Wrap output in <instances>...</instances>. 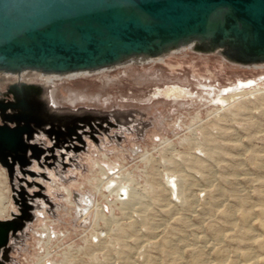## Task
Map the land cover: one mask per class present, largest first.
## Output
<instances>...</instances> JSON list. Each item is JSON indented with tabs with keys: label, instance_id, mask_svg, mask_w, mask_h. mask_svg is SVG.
<instances>
[{
	"label": "rangeland",
	"instance_id": "obj_1",
	"mask_svg": "<svg viewBox=\"0 0 264 264\" xmlns=\"http://www.w3.org/2000/svg\"><path fill=\"white\" fill-rule=\"evenodd\" d=\"M249 64L220 50L172 48L162 61L128 63L90 76L54 83L31 76L24 81L39 90L35 105L18 103L11 91L17 80L1 75L0 101L18 104L6 112L25 114L21 124L26 119L34 129L23 139L38 146L8 159L9 166L0 164V194L8 208L0 220L29 208L32 215L9 240L3 264H194L195 259L219 264L213 252L194 256L201 243L191 234L212 236L208 222L220 216L193 208L219 184L226 162H235L231 178L238 185L221 202L258 197L257 183L249 180L261 177L257 164H263L264 62H256L263 66L257 68ZM249 82L253 85L235 95L240 91L232 88ZM170 87L187 94H162ZM227 89L232 91L224 95ZM226 96L233 97L220 101ZM15 121L7 122L15 127ZM48 147L55 152L50 163L44 158ZM246 177L249 183L241 180ZM185 196L197 203L186 206ZM234 237L220 246L226 255L234 250ZM170 239L173 249L165 243Z\"/></svg>",
	"mask_w": 264,
	"mask_h": 264
},
{
	"label": "water",
	"instance_id": "obj_2",
	"mask_svg": "<svg viewBox=\"0 0 264 264\" xmlns=\"http://www.w3.org/2000/svg\"><path fill=\"white\" fill-rule=\"evenodd\" d=\"M192 39L237 62H264V0H0V70L103 68ZM17 106L0 101L2 120L17 123L0 129L1 142H20L34 129L21 124L25 114L6 112ZM18 228L16 218L0 221V247Z\"/></svg>",
	"mask_w": 264,
	"mask_h": 264
},
{
	"label": "bare ground",
	"instance_id": "obj_3",
	"mask_svg": "<svg viewBox=\"0 0 264 264\" xmlns=\"http://www.w3.org/2000/svg\"><path fill=\"white\" fill-rule=\"evenodd\" d=\"M192 46H196L199 48H207L208 43L203 42L201 39H192L188 42L181 43L175 49L183 48V47L191 48ZM169 55H170V49L159 54V55H156V56H150V55H144V54L133 55V56H130L128 58L123 59L122 61H120L116 64H113V65H110L107 67H103V68L86 69V70L70 71V72H63V73L45 72L43 70H35V69H23L20 71L0 70V76L2 75L5 77H11V78L16 79L18 83L13 86V90L16 93L17 97H19V98L22 97V98H24L25 102H31L33 105H35L34 103H36V101L34 100L35 99L34 94H37L39 90H38V88L36 89L33 86L27 85L24 81V80L30 78L31 76L37 77L40 81H44L47 83H54L57 81H61L63 79H74L77 77L90 76L92 74H98V73L103 72L106 69L114 68L116 66H120V65H124V64H128V63L144 64V63H149V62L153 63L156 61H162L164 58L168 57ZM249 66H252V68L263 67L262 65H259L256 63H251V64H249ZM240 85H241V87H235L232 89L239 90V88H243V87L245 88V87H248V86L253 85V84H251V82H249L247 84L239 83V86ZM231 91H232L231 89L229 91H228V89L225 90L224 92H226V94H224V95H227ZM245 92H247V91H245ZM254 92H261V90L260 89L253 90V92H251V93L254 94ZM243 93H244V91H240L239 93H235V95L243 94ZM162 94H164L166 96H174V98H175V96H181V95L187 94V91H185V89L178 88V87H170V88L163 90ZM259 94H257V95L259 96ZM231 97H233V96L223 97L220 99V101L224 102ZM261 97H262V95L257 97V98H259L260 100H263L264 98L262 97L263 98L262 99ZM237 105H239V104H237ZM32 113H34V112H32ZM27 134H28V139L31 138L32 133H27ZM28 139L26 141V144H24L25 150H27L28 148L31 149L33 147L38 149L37 148L38 146L36 147L35 145H33V143H31L32 141L28 142ZM46 150L50 151L53 155V158H55V155H54L55 152H54L53 148L48 147V148H46ZM46 156L50 157L47 155V153H46L45 157ZM48 160L49 159H47V158L45 159L46 163L49 162ZM261 160H262L263 164H257V166H258L257 170H258V172H261L259 174L261 175L260 178L262 180H260V178L249 180L248 177L241 179L245 183L246 182L249 183L250 181H252L253 183H257L256 184L257 187L255 188L254 192L258 195V197L255 198V201H251L250 198L247 199L248 196L242 195V196H239L238 198L235 199V204H229L228 202H226V200H228V199L221 202V197L225 196L224 193L236 192L234 184L238 185V181L235 180V178H233V177L231 178V176H234L235 174H237V173H235V170H234V165H236L235 162H233L232 164L231 163L228 164L226 162V165H223V167H222V169H224V171L222 173H220L221 176H219L217 178L219 181L218 182L219 184H215V185L212 184L213 187L210 188L206 192L207 193L206 198L203 199L201 204L197 203V202H196L197 204L195 203L197 206H195L193 209H198L199 207H201V209L204 208V209L208 210L209 212L217 211V215L220 216V220L216 221V220L211 219V221L208 222V225H209L208 229H209V232L211 231L213 233L212 236H210L209 233H203V235L191 234L192 237H194L193 238L194 241L199 240V242L201 243V246L195 247L193 249L195 257H200L204 254H207L206 252H213L212 255L215 256L214 261H217V263H219V264H264V156L261 157ZM196 162H199V161L197 159H194V161H192V163H196ZM0 164H1V161H0ZM227 171H229L231 173H226ZM208 173H207V175H208ZM2 174L3 173L0 171V178H1ZM39 174L42 175L41 172H39ZM228 174L230 177L226 176ZM103 175H105V173ZM210 175H212V174H210ZM242 175L247 176L248 174H246L244 172V173H242ZM204 177H205V179H208V180L212 179V178L210 179V177H212V176H204ZM117 180H119V179H117ZM212 180H215V178ZM248 180H249V182H248ZM208 182L211 183L210 181H208ZM5 183L6 182L4 181V184ZM111 183H108V182L106 183V184H110L109 188L112 187ZM126 183H129V182H126ZM209 183H208V185H209ZM112 185H113V183H112ZM2 186H3V184H2ZM125 186H128V185H125ZM128 187H129L128 191L130 192L131 186H128ZM210 187H211V185H210ZM118 188H120V187H118ZM123 188H126V187L123 186ZM176 189L179 190L180 187H179V189L178 188H176ZM192 189L189 190L191 193H192ZM0 190H2V188H0ZM117 190H116V192H117ZM67 191H68L69 196H71L72 191L69 188H67ZM108 191H111V190H108ZM112 191H115V190H112ZM126 193H124V195ZM177 193H178V191H177ZM5 197H7V196H5ZM116 198H118V197H116ZM119 198H121V197H119ZM186 198L187 199H185V201H184L186 206L189 205L188 207H191V206L195 205L191 202L190 199H188V197H186ZM66 199H67V197H66ZM130 199L132 200V198H130ZM4 200L5 199H4L3 195H1L0 196V216L3 213L6 214V212H8V210H7L8 208L6 207V205L4 206V202H5ZM131 200H130V202H131ZM158 200H160V199H158ZM122 201H124V200L122 199ZM110 202H112V201H110ZM130 202L128 200V203L127 202H124V203H126L128 206H130L129 205ZM161 202H163V201H161ZM223 202H225V203H223ZM70 204H71V202H70ZM126 204L125 205L123 204L124 206L122 205L123 208L126 206ZM96 207L97 206H95V208ZM88 208H89V206H88ZM29 210H30V208L29 209H23V214H19L20 216L16 213H13L11 215V218L8 220H14L15 218L17 220H19V228L18 229L20 230L22 225L24 224V221L32 216ZM80 211H82V210H80ZM100 214H102V213H100ZM210 215H212V214H210ZM100 216H102V215H100ZM8 220H0V221H8ZM16 231H12L9 235L8 242L5 245L0 247V261H2V258H3V261L5 260L7 252L10 249L9 240H11L13 234L15 235ZM44 235H46V233ZM177 235H178V237H180V234H177ZM228 235H234L235 236L234 239L230 240V241H232V247L234 250H233V252L226 255L225 253H223L221 251L220 246H222L226 242V240H228V239H226ZM209 237H213V238L210 239ZM183 239L184 238H180L178 240V242H182ZM165 243L169 245L168 246L169 249L176 246V244L174 243V240H171V239L169 241H165ZM208 254L210 255V253H208ZM145 263H148V258L147 259L145 258ZM0 264H3V263L1 262ZM194 264H205V262L195 259Z\"/></svg>",
	"mask_w": 264,
	"mask_h": 264
},
{
	"label": "flooded vegetation",
	"instance_id": "obj_4",
	"mask_svg": "<svg viewBox=\"0 0 264 264\" xmlns=\"http://www.w3.org/2000/svg\"><path fill=\"white\" fill-rule=\"evenodd\" d=\"M4 104H8V103H11L10 101H2ZM0 125L2 126V128H0L1 130L5 131L7 130V128H14V126H11L8 124V122L6 121H3L0 123ZM16 126H17V123H16ZM15 126V127H16ZM26 142L25 140L23 139L22 141H15V142H10V141H0V147L2 146L3 148L0 149V158H8V159H11L12 156H14L15 158H20L22 155H23V152L25 151V145ZM46 153L48 156L50 157H44L45 159H49L51 160V158H53V155L50 151L46 150ZM55 155V154H54ZM50 162V161H49ZM15 213V212H13ZM11 213L10 214V217L9 219L11 218V215L13 214ZM16 214H20V212H17ZM3 263V258H2V261H0V263Z\"/></svg>",
	"mask_w": 264,
	"mask_h": 264
}]
</instances>
